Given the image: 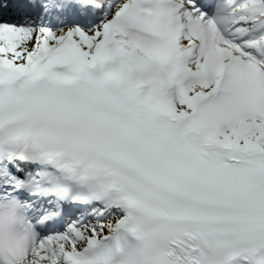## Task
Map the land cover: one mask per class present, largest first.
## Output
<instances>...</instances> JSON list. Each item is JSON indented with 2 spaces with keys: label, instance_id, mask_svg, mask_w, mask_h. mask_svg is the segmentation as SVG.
Here are the masks:
<instances>
[{
  "label": "snow or ice",
  "instance_id": "6c2138e0",
  "mask_svg": "<svg viewBox=\"0 0 264 264\" xmlns=\"http://www.w3.org/2000/svg\"><path fill=\"white\" fill-rule=\"evenodd\" d=\"M5 255L264 264V0H0Z\"/></svg>",
  "mask_w": 264,
  "mask_h": 264
},
{
  "label": "clouds",
  "instance_id": "9594fccd",
  "mask_svg": "<svg viewBox=\"0 0 264 264\" xmlns=\"http://www.w3.org/2000/svg\"><path fill=\"white\" fill-rule=\"evenodd\" d=\"M17 231H19V229H17ZM3 258H4V260H5V264H7V261H8V257H7V255H5Z\"/></svg>",
  "mask_w": 264,
  "mask_h": 264
}]
</instances>
